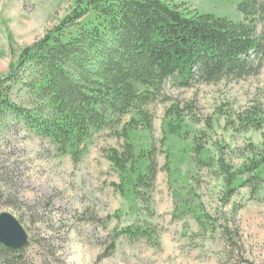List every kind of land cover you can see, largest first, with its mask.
I'll return each instance as SVG.
<instances>
[{
	"label": "rangeland",
	"instance_id": "1",
	"mask_svg": "<svg viewBox=\"0 0 264 264\" xmlns=\"http://www.w3.org/2000/svg\"><path fill=\"white\" fill-rule=\"evenodd\" d=\"M77 1L0 0V77ZM163 1L243 21L245 0ZM257 24L261 34L264 18ZM259 62V74L242 81L166 84L141 108L150 128L134 109L77 157L0 113V215L29 236L21 264H264V56ZM13 86L18 106L48 110ZM129 144L131 177L110 159Z\"/></svg>",
	"mask_w": 264,
	"mask_h": 264
},
{
	"label": "trees",
	"instance_id": "2",
	"mask_svg": "<svg viewBox=\"0 0 264 264\" xmlns=\"http://www.w3.org/2000/svg\"><path fill=\"white\" fill-rule=\"evenodd\" d=\"M238 11L241 22L186 14L163 0H78L61 27L25 48L10 74L0 77V113L77 157L94 133L134 109L143 114L141 108L168 83L181 89L257 76L263 67L264 29L259 34L257 23L264 18V0H245ZM17 83L48 110L13 102ZM143 120L150 128L148 115ZM126 149L110 159L131 177L133 146ZM148 171L154 175L151 165ZM23 250L0 244L2 264H21Z\"/></svg>",
	"mask_w": 264,
	"mask_h": 264
},
{
	"label": "water",
	"instance_id": "3",
	"mask_svg": "<svg viewBox=\"0 0 264 264\" xmlns=\"http://www.w3.org/2000/svg\"><path fill=\"white\" fill-rule=\"evenodd\" d=\"M0 244L8 250L20 251L29 244V236L11 214L0 215Z\"/></svg>",
	"mask_w": 264,
	"mask_h": 264
}]
</instances>
